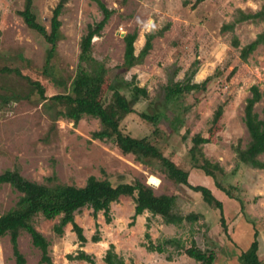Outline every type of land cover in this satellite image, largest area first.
<instances>
[{
	"label": "rangeland",
	"instance_id": "374dc122",
	"mask_svg": "<svg viewBox=\"0 0 264 264\" xmlns=\"http://www.w3.org/2000/svg\"><path fill=\"white\" fill-rule=\"evenodd\" d=\"M99 1L113 12L91 44L93 58L107 69L102 102L107 103L111 97L109 85L127 97L132 86L148 91V99L135 105L136 113L120 123V130L134 138L156 140L163 155L184 168L191 167V138L200 134L204 142L195 151L198 164L222 167L224 175L217 172L218 179L224 187H234L236 199L218 190L202 170L189 169L191 186L205 187L217 200L218 194L223 196L219 201L226 234L219 223V211L205 204L199 193L170 181L158 162L142 164L133 155H122L110 141L93 140L91 134L101 129L97 119L83 116L76 124L61 117L54 121L50 97L66 91L42 74L49 45L17 15L23 9V0H0V67L18 69L23 76L41 83L46 98L42 101L22 78L0 75V173L16 169L26 180L52 188L83 187L89 176L114 185L137 180L150 186L155 195L176 196L181 215H199L194 223L184 221L180 226L166 225L160 216L152 217L147 212L133 221L132 198L121 196L110 205L109 224L102 213L93 218L88 208L75 214L74 221L86 239L80 244L70 224L58 236L53 225L59 218L46 220L37 214L31 224L49 242L47 254L52 264H88L66 259L79 250L92 256L95 264H105L110 245L125 264H198L184 254L193 242L201 250L216 251L214 264H239V251L248 248L254 232L257 255L264 260V171L240 164L234 152L235 147L243 150L249 143L243 123L245 111L251 109L260 118L264 116V46H258L246 62L239 57L240 49L264 32V19L245 21L233 30L221 31L224 24L237 18L238 10L254 14L262 9L264 0H205L195 6V0ZM57 2L33 0L37 21L47 31ZM102 18L99 6L91 0L66 1L59 17L62 38L51 62L66 86L76 73L80 40L87 26ZM133 31L137 32L135 55L148 34H153L151 49L140 63L122 70L123 37ZM234 38L238 47L232 44ZM187 78L196 84L206 78L209 81L204 89L166 103L165 86ZM218 106L223 109L216 115ZM139 113L162 114L157 124L163 132L160 138L152 134L155 127L142 120ZM258 159L264 161V155ZM20 196L8 185H1L0 215L16 207ZM96 231L98 243L91 241ZM145 235L163 251L148 250ZM170 239L177 240L181 247L166 244ZM18 249L25 264H41V252L23 230L19 231ZM0 264H16L8 235L0 238Z\"/></svg>",
	"mask_w": 264,
	"mask_h": 264
},
{
	"label": "trees",
	"instance_id": "16d2710c",
	"mask_svg": "<svg viewBox=\"0 0 264 264\" xmlns=\"http://www.w3.org/2000/svg\"><path fill=\"white\" fill-rule=\"evenodd\" d=\"M66 1L58 0L52 10L48 31L37 21L36 15L33 12V0H23V9L16 12L22 19L24 25L32 32L41 36L49 45L46 51L42 74L49 81L57 85L60 84L65 88V93L50 97L55 109L53 120L56 121L58 117H61L72 120L76 124L83 116L97 119L101 125V129L91 134L93 140L110 141L122 155H133L142 164L150 165L151 161L158 162L160 170L165 172L170 181L199 193L205 204L219 211L220 226L224 233L227 234L222 203L205 187L191 186L188 183L189 169H200L206 176L213 179L218 190L225 193L228 198L236 199L232 193L234 187L229 186L226 188L221 185L218 179L217 172L222 176L224 175L222 167L218 164L209 165L207 162L198 164L195 151L199 144L204 142L202 136L200 134L192 136V146L188 152L191 158V167L184 168L165 157L159 149L156 140L155 142H151L148 137L134 138L124 134L120 130V123L129 115L136 113L135 105L141 99H148V91L145 87L132 86L129 91V97H127L118 89L109 85L108 89L112 93L111 97L107 103L102 102L101 92L105 85L107 69L102 62L93 58L91 44L93 38L100 35L101 30L113 12L107 9L99 0L91 1L99 6V9L103 13V18L101 21L87 26L86 33L80 40L76 73L71 78L69 85L66 86L62 78H59L56 74L51 62L56 54L57 43L62 38L59 17L62 14ZM203 1L205 0H195L194 6ZM237 14V18L229 24H224L221 31L233 30L235 25L245 21L264 19V6L259 12L254 14H245L241 10H238ZM152 38L153 34H148L145 37L143 48L138 55H135L134 42L137 39V32L127 33L123 37L124 54L120 68L122 70H129L140 63L151 49L150 41ZM232 44L234 47L239 46L236 38H234ZM258 46H264V32L259 33L252 42L240 49V59L246 62L248 56ZM0 75H14L22 78L30 85L31 89L42 101L46 99L44 96L45 88L42 84L23 76L18 69L0 67ZM208 81L209 78H206L202 83L196 84L187 78L184 82H171L164 88V101L166 103L175 101L195 90L204 89ZM262 95L264 97V90ZM222 109V106H218L214 114L218 115ZM161 115L160 113L153 115L139 113L138 115L142 120L155 127L152 134L157 138L161 137L159 134H163L157 126ZM243 123L249 136V143L243 150L239 147L234 148L236 159L240 164L249 165L254 169L264 171V161L258 159L259 156L264 155V116L260 118L256 112L247 109L244 114ZM1 185H8L21 194L16 203V207L0 215V238L6 235L9 236V242L16 264H25V259L18 249L20 230L27 232L31 236L33 247L41 252L39 262L41 264H52L47 254L49 242L31 224L33 217L37 214H41L46 220H52L56 217L59 218L58 223L53 225V231L58 236H61L65 226L70 224L72 227L71 230L76 235L78 241H80V244H84L86 239L82 234V228L74 221L75 214L83 208H88L92 210L93 218H96L98 213H102L105 222L109 224L111 222L110 205L111 203L117 202L121 196L132 198L134 203L133 221L145 212L152 217L160 216L166 225L174 226H180L184 221L194 223L199 218V215L194 213L181 215L176 196L155 195L150 186L137 180L133 183H119L114 185L108 180H100L94 176H89L83 187L55 185L52 188L26 180L16 169H7L0 173ZM240 205L243 211L241 201ZM145 237L148 240V245L146 246L148 250L160 253L163 251L161 245L154 246L152 244L149 235H145ZM91 241L94 243L100 242L98 231L92 236ZM165 243L175 244L181 247L179 242L174 239L166 240ZM232 246L233 249L237 250V245L232 243ZM257 251V232H254L253 240L250 242L248 248L239 251V255L237 256L238 263L262 264L257 255ZM184 254L198 264H214L217 257L214 249L206 248L201 250L195 246L194 242L189 248L184 249ZM66 259L68 261H81L88 264H95L93 257L81 250L75 256L68 255ZM103 261L105 264H125L123 258L114 252L113 245L109 246Z\"/></svg>",
	"mask_w": 264,
	"mask_h": 264
},
{
	"label": "crops",
	"instance_id": "0c3cea01",
	"mask_svg": "<svg viewBox=\"0 0 264 264\" xmlns=\"http://www.w3.org/2000/svg\"><path fill=\"white\" fill-rule=\"evenodd\" d=\"M214 193V192H213ZM220 198H218V200H221L223 198V196L221 194H218ZM222 201V200H221ZM222 203V202H221ZM262 264H264V260H261Z\"/></svg>",
	"mask_w": 264,
	"mask_h": 264
}]
</instances>
